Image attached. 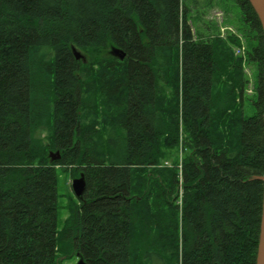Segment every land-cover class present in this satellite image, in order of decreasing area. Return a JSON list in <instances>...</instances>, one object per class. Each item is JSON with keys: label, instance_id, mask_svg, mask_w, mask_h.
Listing matches in <instances>:
<instances>
[{"label": "trees", "instance_id": "trees-1", "mask_svg": "<svg viewBox=\"0 0 264 264\" xmlns=\"http://www.w3.org/2000/svg\"><path fill=\"white\" fill-rule=\"evenodd\" d=\"M235 1L246 57L233 51L237 37L195 41L184 0H0V264H61L77 254L88 264H255L264 40L248 0ZM180 59L182 168L163 164L181 135L178 107L160 85L173 67L178 97ZM54 152L61 159L51 161ZM58 167L87 181L62 247Z\"/></svg>", "mask_w": 264, "mask_h": 264}, {"label": "rangeland", "instance_id": "rangeland-1", "mask_svg": "<svg viewBox=\"0 0 264 264\" xmlns=\"http://www.w3.org/2000/svg\"><path fill=\"white\" fill-rule=\"evenodd\" d=\"M184 4L189 9L190 24L192 28V33L195 36V41H198L199 38L207 39V37L214 38L220 36L225 41H232L231 37H237L240 40V46H233V51L235 55L239 57H246L247 44L249 43L246 37L243 34L244 25L241 22V9L236 3L235 0H184ZM242 51V54H238V51ZM114 57V56H112ZM115 58V57H114ZM181 58V55H180ZM170 60L174 65L176 58L175 53L171 52ZM181 60V59H180ZM183 60V58H182ZM179 65L180 76L178 80L179 92L177 93L178 97L175 95V87L173 84L176 81V76L174 75V68L171 67L169 75L170 78L167 82H161L160 85L164 93H162L163 100L168 103L173 102V104L178 107V119L180 121V142L178 147L169 153V157L163 162L166 166L178 165L179 168H182L185 156L188 151L186 149V125H185V112H184V86H183V61ZM176 66V65H175ZM176 74V73H175ZM245 75L249 80V85L247 87V95L254 97L256 93L257 77L256 69L253 64H249L245 67ZM177 100V101H176ZM163 106H165L163 104ZM162 106V107H163ZM167 106L165 107L166 110ZM252 114V113H251ZM167 120V118H166ZM168 121V120H167ZM39 136L46 144L51 142V133L47 130H42L39 133ZM57 153V152H54ZM58 232L60 235L59 238V247H62L64 244L63 239L61 238V233L64 229L65 222L69 217L70 209L74 208L81 204V202L75 196L72 189V181L76 178H79L82 173H77L72 170V167H58ZM182 193V190H181ZM76 204V206H75ZM168 215L170 210H166ZM179 218V217H178ZM168 219V216H167ZM180 223V218H179ZM182 224V223H180ZM60 257H64V252H59ZM79 261L77 256L72 258H66L61 260V264H77Z\"/></svg>", "mask_w": 264, "mask_h": 264}, {"label": "water", "instance_id": "water-1", "mask_svg": "<svg viewBox=\"0 0 264 264\" xmlns=\"http://www.w3.org/2000/svg\"><path fill=\"white\" fill-rule=\"evenodd\" d=\"M248 2L253 8L260 22L262 28L263 40H264V0H248ZM72 51L75 58L78 61H83L84 63H86L87 60L84 54L80 50L73 47ZM110 52L114 57L119 58L120 60H124L126 57V53L123 50L118 49L116 47H113ZM263 123H264V89H263ZM50 156H51V161H57L61 159V155L59 152L52 153ZM252 180L260 181L263 184L260 232H259L258 249H257L255 264H264V174L261 176H255L252 178ZM72 189L77 199L79 201H83L84 194L87 189V181L83 173L79 178H76L72 181ZM77 257L79 259L77 264H88V262L84 259V257L81 254H77Z\"/></svg>", "mask_w": 264, "mask_h": 264}, {"label": "built area", "instance_id": "built-area-1", "mask_svg": "<svg viewBox=\"0 0 264 264\" xmlns=\"http://www.w3.org/2000/svg\"><path fill=\"white\" fill-rule=\"evenodd\" d=\"M238 54H242V51L239 50V51H238Z\"/></svg>", "mask_w": 264, "mask_h": 264}, {"label": "bare ground", "instance_id": "bare-ground-1", "mask_svg": "<svg viewBox=\"0 0 264 264\" xmlns=\"http://www.w3.org/2000/svg\"><path fill=\"white\" fill-rule=\"evenodd\" d=\"M182 74H183V77H184V72L182 71ZM61 155V154H60ZM256 255H257V253H256ZM256 262V261H255Z\"/></svg>", "mask_w": 264, "mask_h": 264}, {"label": "flooded vegetation", "instance_id": "flooded-vegetation-1", "mask_svg": "<svg viewBox=\"0 0 264 264\" xmlns=\"http://www.w3.org/2000/svg\"><path fill=\"white\" fill-rule=\"evenodd\" d=\"M119 61H124L125 59H126V57H125V59L124 60H120L119 58H117Z\"/></svg>", "mask_w": 264, "mask_h": 264}]
</instances>
